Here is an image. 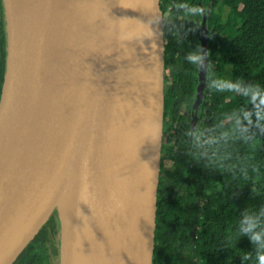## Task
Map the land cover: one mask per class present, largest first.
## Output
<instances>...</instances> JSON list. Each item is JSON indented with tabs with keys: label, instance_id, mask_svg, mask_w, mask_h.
Instances as JSON below:
<instances>
[{
	"label": "water",
	"instance_id": "95a60500",
	"mask_svg": "<svg viewBox=\"0 0 264 264\" xmlns=\"http://www.w3.org/2000/svg\"><path fill=\"white\" fill-rule=\"evenodd\" d=\"M3 2L0 264H14L54 214L59 264H153L165 114L161 0ZM200 103L197 93L185 169Z\"/></svg>",
	"mask_w": 264,
	"mask_h": 264
},
{
	"label": "trees",
	"instance_id": "16d2710c",
	"mask_svg": "<svg viewBox=\"0 0 264 264\" xmlns=\"http://www.w3.org/2000/svg\"><path fill=\"white\" fill-rule=\"evenodd\" d=\"M160 5L168 72L156 248L165 232L161 224L181 220V227L200 226L199 264H257L256 246L241 230L247 227L245 215L258 218L257 230L264 228V0H161ZM206 13L203 125L196 130L185 172L192 121L178 106L195 98L196 72L189 57L198 43L192 30ZM3 40L6 45L5 31ZM3 72L1 63L0 93ZM223 83L233 87L221 89ZM167 159L172 170L165 168Z\"/></svg>",
	"mask_w": 264,
	"mask_h": 264
},
{
	"label": "flooded vegetation",
	"instance_id": "af4514ba",
	"mask_svg": "<svg viewBox=\"0 0 264 264\" xmlns=\"http://www.w3.org/2000/svg\"><path fill=\"white\" fill-rule=\"evenodd\" d=\"M0 1L2 2L0 4V64L1 63L4 64V72H5L6 45L3 40V31H5V37H6V20H5L4 2L3 0ZM171 9L172 7L169 8V10ZM169 14L170 13L167 14V17L169 16ZM173 14L176 13L173 12ZM188 17L189 15L187 16V18ZM207 20H208V13L203 15L201 21L197 25V28L192 30V36L197 39V43H198L196 54L193 56L194 57L193 65H194V61L197 58H200L202 68L204 67V69L206 70V77L209 67V60L207 57V43H208ZM204 42H206V52H205L206 58L203 57ZM204 59H206V62ZM193 69L196 72L195 74H196V82H197V84L195 85L196 87L195 98L192 101L191 105L189 106L184 105L186 107V112L183 114L187 116L190 121H193L191 112L193 110L194 103L197 100L198 86L200 84L199 70L197 71L195 66H193ZM167 72L168 71H166L165 74H167ZM3 78H4V74H3ZM170 84L174 85V82L170 80ZM205 89H206V84L202 97L201 112H202V106H203L202 104L204 100ZM179 106H183V105H179ZM201 112L199 114L200 122H201V116H200ZM199 120H198L197 128L199 126H202L201 124L199 125L200 123ZM190 158H191V152H190ZM186 161H187V155H186ZM186 161H185V165H186ZM187 169H185V172L187 171ZM197 204L200 205L199 202ZM54 215L57 216V214ZM52 218L53 217H51L47 221V223L41 228V230L30 242V244L26 247V249L22 252V254L15 261L14 264H59V219L58 216L57 219L55 218L52 219ZM180 223L181 220H174L173 224H171L170 226H166V224L165 225L161 224V226L165 228V232L158 239L159 248H156V244L154 245L153 264H168L169 261H171L173 264H195V263L199 264L200 262L199 254L196 252L197 249L196 232L200 229V226L193 225L191 227H187L185 224L184 227H181ZM182 225L184 224L182 223ZM160 229L161 227L156 222L155 234ZM171 262L170 264H172Z\"/></svg>",
	"mask_w": 264,
	"mask_h": 264
},
{
	"label": "clouds",
	"instance_id": "9594fccd",
	"mask_svg": "<svg viewBox=\"0 0 264 264\" xmlns=\"http://www.w3.org/2000/svg\"><path fill=\"white\" fill-rule=\"evenodd\" d=\"M194 59V57H189ZM233 85L229 83H223L221 89L223 88H232ZM264 211V210H262ZM244 223L247 224L246 228H243L241 232L248 235V239L251 244L256 246L257 254L256 260L257 264H264V228L257 230L259 227L258 218L250 215L244 216Z\"/></svg>",
	"mask_w": 264,
	"mask_h": 264
},
{
	"label": "rangeland",
	"instance_id": "374dc122",
	"mask_svg": "<svg viewBox=\"0 0 264 264\" xmlns=\"http://www.w3.org/2000/svg\"><path fill=\"white\" fill-rule=\"evenodd\" d=\"M2 2L0 1V4H1ZM166 17H167V15H165ZM198 34V33H197ZM199 35V34H198ZM193 66H195V68H196V70L198 71L199 70V81H200V75H201V77L203 76L202 74L203 73H205V76L204 77H206V70L204 69V67L202 68V65H201V59L200 58H197L195 61H194V65ZM198 93V95L199 96H201V100H202V95H203V93H204V90L202 89V88H200V91H198L197 92ZM195 103H196V101H195ZM195 103H194V105H195ZM193 108H194V106H193ZM192 109V108H191ZM178 110L182 113V114H184L185 112H186V107L183 105V106H178ZM198 110H199V114H200V112H201V103L199 104V107H198ZM193 111V110H192ZM199 122H200V120H199ZM203 125V122H202V120H201V122L199 123V125ZM165 168L166 169H172L173 168V165H172V162L169 160V159H167V160H165Z\"/></svg>",
	"mask_w": 264,
	"mask_h": 264
}]
</instances>
